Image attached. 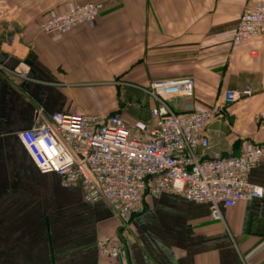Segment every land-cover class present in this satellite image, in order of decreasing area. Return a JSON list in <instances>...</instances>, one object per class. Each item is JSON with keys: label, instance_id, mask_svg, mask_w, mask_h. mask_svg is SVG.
Instances as JSON below:
<instances>
[{"label": "crops", "instance_id": "crops-1", "mask_svg": "<svg viewBox=\"0 0 264 264\" xmlns=\"http://www.w3.org/2000/svg\"><path fill=\"white\" fill-rule=\"evenodd\" d=\"M87 3L101 8L92 24L40 32L49 17ZM259 4L264 0H0V264H113L95 246L110 237L124 242L127 264H264V199L221 208L222 220L214 221L205 204L146 196L123 230L104 202L87 203L80 188L38 173L17 137L51 113L152 123L155 103L138 88L191 79L188 95L166 100L177 114L223 105L230 90L253 92L205 127V158L264 146V36L231 43L243 6ZM123 88L142 103L122 106L116 97ZM107 98L112 104L100 109ZM247 180L264 187V160Z\"/></svg>", "mask_w": 264, "mask_h": 264}, {"label": "built area", "instance_id": "built-area-1", "mask_svg": "<svg viewBox=\"0 0 264 264\" xmlns=\"http://www.w3.org/2000/svg\"><path fill=\"white\" fill-rule=\"evenodd\" d=\"M100 9L92 3L74 6L43 21L39 30L47 36L67 33L95 22ZM262 36L264 4L243 6L231 43L238 45ZM255 54L250 52L252 57ZM192 87L191 79H182L138 88L155 103L149 110L152 123L127 124L115 113H51L17 137L38 173L54 174L62 186L80 188L87 203L104 202L123 230L143 211L146 196L163 194L205 204L210 218L221 221V208L264 199V187L247 180L249 172L264 160V146L207 159L209 141L204 129L218 120L223 106L253 92L249 88L230 90L224 94L223 105L175 113L167 98L188 95ZM95 246L99 259L127 264L120 237L100 238Z\"/></svg>", "mask_w": 264, "mask_h": 264}, {"label": "rangeland", "instance_id": "rangeland-1", "mask_svg": "<svg viewBox=\"0 0 264 264\" xmlns=\"http://www.w3.org/2000/svg\"><path fill=\"white\" fill-rule=\"evenodd\" d=\"M129 92V94H127ZM118 96L116 97V99L118 100V101H120L121 103H122V106L123 105H125V104H127L128 103V99H130V103H135V100L136 99H138L139 101H140V103H142V101H143V97L139 94V93H137V92H135V91H132V90H125L124 88L122 89V91H121V93H119V94H117ZM127 95H128V97H127ZM116 99H113L115 102H117V100ZM111 100L112 99H110V100H108V98H107V100H104V101H102V103L100 104V109L103 107L104 109H107V108H109V106L112 104L111 103ZM126 106V105H125ZM126 109V108H125ZM127 109H128V107H127ZM127 112L129 111V110H126ZM126 111H125V113H126ZM143 112V111H142ZM129 113V112H128ZM130 114H132V115H134L132 112H130ZM138 122H141L140 120L138 121ZM110 218L112 219V216L110 215ZM113 220V219H112ZM113 221H116V220H113ZM119 226V225H118ZM118 226H117V229H118Z\"/></svg>", "mask_w": 264, "mask_h": 264}, {"label": "water", "instance_id": "water-1", "mask_svg": "<svg viewBox=\"0 0 264 264\" xmlns=\"http://www.w3.org/2000/svg\"><path fill=\"white\" fill-rule=\"evenodd\" d=\"M213 128H220V130H223L222 125L219 122H215L214 124L211 125Z\"/></svg>", "mask_w": 264, "mask_h": 264}]
</instances>
